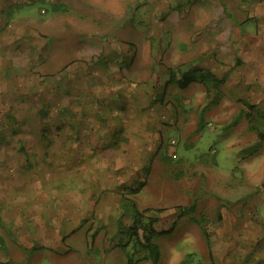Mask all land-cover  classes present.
Returning <instances> with one entry per match:
<instances>
[{
  "label": "rangeland",
  "instance_id": "rangeland-1",
  "mask_svg": "<svg viewBox=\"0 0 264 264\" xmlns=\"http://www.w3.org/2000/svg\"><path fill=\"white\" fill-rule=\"evenodd\" d=\"M195 66L225 81L166 85ZM247 101L264 109V0H0V134L19 138L0 153V264H125L132 203L177 221L158 264H264Z\"/></svg>",
  "mask_w": 264,
  "mask_h": 264
},
{
  "label": "trees",
  "instance_id": "trees-1",
  "mask_svg": "<svg viewBox=\"0 0 264 264\" xmlns=\"http://www.w3.org/2000/svg\"><path fill=\"white\" fill-rule=\"evenodd\" d=\"M224 81V75L222 77H218L211 70L195 66L192 70L183 72L180 77H176L173 73H171L168 80L166 81V85L172 83L178 88L184 89L190 83L198 82L202 83L206 87V90H218L219 86H221ZM244 108L245 110H240L241 115L245 118L248 129L256 133L257 140L251 145L244 147V149H241V151L244 152H240V158L258 154L262 149V145L264 144V109L249 101L244 102ZM44 113L46 114V111ZM144 171L147 174L149 172V167L147 166ZM144 184L145 181L142 180L136 187H132L131 190H133L134 193H137L141 190ZM124 204L125 203H123L121 206H124ZM126 206L128 207V205ZM132 206V221L126 229L125 240L123 242V245L131 246V250L126 258L125 264H139L141 260L149 259L151 260L152 264H157L159 262V244L157 243L156 239L158 237L170 234L174 230L177 221H174L173 224L168 228L157 229L155 224L159 221V216L153 214L147 215L145 213L147 212V209L140 211L135 207L134 203H132ZM195 206V202H192L186 207L184 206L180 211V215H188L192 213L195 209ZM160 210L162 209L158 208L157 212ZM191 218L194 221H197L194 217ZM203 231L205 233V229H203ZM72 232L73 231H71V233ZM206 233L205 235H207ZM64 238H66V236H64L63 239ZM206 241H209L208 237L206 238ZM40 247L42 246H33L31 247V250L34 251L36 248ZM0 248H5V241L2 235H0ZM188 255L189 254H184L182 259L177 264H188ZM209 257L212 262L211 264H216L215 261H213L211 253H209Z\"/></svg>",
  "mask_w": 264,
  "mask_h": 264
},
{
  "label": "crops",
  "instance_id": "crops-1",
  "mask_svg": "<svg viewBox=\"0 0 264 264\" xmlns=\"http://www.w3.org/2000/svg\"><path fill=\"white\" fill-rule=\"evenodd\" d=\"M19 124V123H18ZM25 137H28V135L24 136ZM115 137H117V135H115ZM14 139H19L18 137H15V136H12V141L16 144L15 140ZM114 139V138H113ZM10 141V136L9 135H5V134H0V153H4L5 151H15V148H14V145H10L8 146V142ZM19 148V144L17 145V149ZM16 149V150H17ZM8 187V186H7ZM173 224V223H172ZM66 251V250H65ZM64 252V251H63ZM159 263V262H158ZM157 263V264H158ZM139 264H144V262H140Z\"/></svg>",
  "mask_w": 264,
  "mask_h": 264
}]
</instances>
